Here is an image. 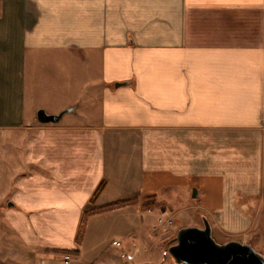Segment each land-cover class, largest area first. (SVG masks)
<instances>
[{"label": "crops", "instance_id": "1", "mask_svg": "<svg viewBox=\"0 0 264 264\" xmlns=\"http://www.w3.org/2000/svg\"><path fill=\"white\" fill-rule=\"evenodd\" d=\"M29 78L61 96L48 113L73 108L40 127L52 176L22 198L41 244L78 250L67 264L108 263L90 222L76 243L84 208L153 198L159 179L197 185L227 228L261 208L264 0H0V129L37 120Z\"/></svg>", "mask_w": 264, "mask_h": 264}, {"label": "rangeland", "instance_id": "2", "mask_svg": "<svg viewBox=\"0 0 264 264\" xmlns=\"http://www.w3.org/2000/svg\"><path fill=\"white\" fill-rule=\"evenodd\" d=\"M34 81L28 79L29 103L38 98L43 108L51 110L53 98L59 102L61 96L39 86L36 90ZM59 124L36 120L32 126L0 129V264H61L66 253L74 255L72 249H54L41 244L40 231L45 225L33 215L37 211L24 207L22 200L24 186L33 181L32 177L42 174L49 179L52 176L50 161H39L41 157L36 153L34 141L40 127ZM165 180L159 179L153 198L146 193L136 203L108 208L101 212L103 215L97 213L86 218V225L90 222L93 233L98 234L96 239L89 236V243L98 244L103 252L101 256L109 257L107 264H116L112 257H118L119 251L127 253L128 264H183L173 258L169 247L176 243L181 227H203L204 217L219 243L238 240L252 245L264 256V202L261 208L241 210L250 218L248 224L227 228L223 216L196 205L198 196L193 197V188L198 190L197 185L191 187L187 182L174 184L169 178ZM169 196V203L160 199ZM160 218L170 219L172 223L164 220L160 223ZM113 239L120 240L122 247L113 246Z\"/></svg>", "mask_w": 264, "mask_h": 264}, {"label": "water", "instance_id": "3", "mask_svg": "<svg viewBox=\"0 0 264 264\" xmlns=\"http://www.w3.org/2000/svg\"><path fill=\"white\" fill-rule=\"evenodd\" d=\"M120 83H117L118 86ZM73 110L66 107L59 113H48L44 108L37 110L40 123H58ZM198 195L193 188V197ZM12 205V202H9ZM204 226H185L177 232V241L169 252L178 263L183 264H264V256L252 245L238 240L219 243L212 235L209 220L204 217Z\"/></svg>", "mask_w": 264, "mask_h": 264}, {"label": "trees", "instance_id": "4", "mask_svg": "<svg viewBox=\"0 0 264 264\" xmlns=\"http://www.w3.org/2000/svg\"><path fill=\"white\" fill-rule=\"evenodd\" d=\"M103 186V182H101L98 187L96 188V190L94 191L92 198H91V202H93V199L98 195V193L100 192L101 188ZM132 199H124V200H120L102 207H86L83 209L82 212V217L78 226V230H77V234H76V243L78 246H80L82 244V240L85 234V230H86V218L89 217L92 214H97V213H101L103 211H106V209L108 208H113V207H118V206H123L126 204H129L130 201ZM74 254L78 253V250H71ZM68 254V253H66Z\"/></svg>", "mask_w": 264, "mask_h": 264}, {"label": "built area", "instance_id": "5", "mask_svg": "<svg viewBox=\"0 0 264 264\" xmlns=\"http://www.w3.org/2000/svg\"><path fill=\"white\" fill-rule=\"evenodd\" d=\"M163 220L165 222H167L168 224H171L172 221L170 219L165 220L163 218L159 219V222L162 223ZM112 245L115 247H122V242L120 240L117 239H113L112 240ZM70 261V255H65L64 256V262L67 264ZM116 264H128V256L127 253L125 251H119V256H118V260L116 261Z\"/></svg>", "mask_w": 264, "mask_h": 264}]
</instances>
